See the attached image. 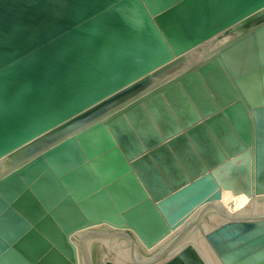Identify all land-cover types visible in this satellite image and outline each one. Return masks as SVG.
I'll return each mask as SVG.
<instances>
[{"label": "water", "instance_id": "1", "mask_svg": "<svg viewBox=\"0 0 264 264\" xmlns=\"http://www.w3.org/2000/svg\"><path fill=\"white\" fill-rule=\"evenodd\" d=\"M200 234L264 264V0H0V264H210Z\"/></svg>", "mask_w": 264, "mask_h": 264}, {"label": "rangeland", "instance_id": "2", "mask_svg": "<svg viewBox=\"0 0 264 264\" xmlns=\"http://www.w3.org/2000/svg\"><path fill=\"white\" fill-rule=\"evenodd\" d=\"M203 234H200V235H198V236H196L197 237V239H198V241H197V243H198V248L201 250V252H202V254L205 256V258L210 262V264H215L214 262H213V259L215 260V262H216V264H219V262H218V260L216 259V257L215 256H213L212 257V253H210L211 251L209 250V248L207 247V250L208 251H205L206 250V248L204 249V247L205 246H207L206 244H204V245H202L203 244V242H201V240L203 239ZM196 237H194L195 239H196ZM202 244H201V243ZM209 255H211V256H209ZM208 257V258H207ZM126 262H128V261H126Z\"/></svg>", "mask_w": 264, "mask_h": 264}, {"label": "flooded vegetation", "instance_id": "3", "mask_svg": "<svg viewBox=\"0 0 264 264\" xmlns=\"http://www.w3.org/2000/svg\"><path fill=\"white\" fill-rule=\"evenodd\" d=\"M91 253H92V258H93L94 264H98V257L103 254L102 247L99 246L98 243L93 244L92 249H91Z\"/></svg>", "mask_w": 264, "mask_h": 264}, {"label": "bare ground", "instance_id": "4", "mask_svg": "<svg viewBox=\"0 0 264 264\" xmlns=\"http://www.w3.org/2000/svg\"><path fill=\"white\" fill-rule=\"evenodd\" d=\"M192 239H193V238H192ZM196 239H197V237H196ZM194 240H195V238H194ZM197 241H198V239H197ZM201 242H203V244H202ZM201 242H200V243H201L202 245L205 244V242H204V236H203V239L201 240ZM206 245H207V244H206ZM205 248H206L205 251H208V250H207V246H205L204 249H205ZM210 253H211V252H210ZM209 256H211V255H209ZM207 258H208V257H207Z\"/></svg>", "mask_w": 264, "mask_h": 264}]
</instances>
